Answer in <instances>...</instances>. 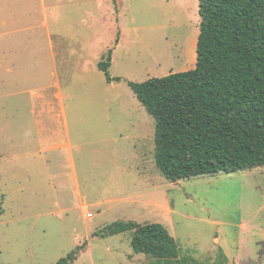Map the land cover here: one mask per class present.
Wrapping results in <instances>:
<instances>
[{"label": "rangeland", "instance_id": "374dc122", "mask_svg": "<svg viewBox=\"0 0 264 264\" xmlns=\"http://www.w3.org/2000/svg\"><path fill=\"white\" fill-rule=\"evenodd\" d=\"M42 2L0 0V264H154L133 232L102 236L119 221L164 225L193 263L264 264V167L168 181L129 86L196 68L199 0H55L54 22Z\"/></svg>", "mask_w": 264, "mask_h": 264}, {"label": "trees", "instance_id": "16d2710c", "mask_svg": "<svg viewBox=\"0 0 264 264\" xmlns=\"http://www.w3.org/2000/svg\"><path fill=\"white\" fill-rule=\"evenodd\" d=\"M199 13L196 68L129 83L156 121V166L173 183L264 167V0H199ZM112 59L109 50L99 64L108 76ZM126 232H133L134 252L154 264L194 262L181 259L162 224L119 221L102 236ZM79 253L57 264H74ZM227 260L222 253L211 264Z\"/></svg>", "mask_w": 264, "mask_h": 264}, {"label": "crops", "instance_id": "0c3cea01", "mask_svg": "<svg viewBox=\"0 0 264 264\" xmlns=\"http://www.w3.org/2000/svg\"><path fill=\"white\" fill-rule=\"evenodd\" d=\"M55 0H50V4H51V14H53V15H55V16H53L54 18H53V22L54 21H57L58 20V16H59V14L57 13V10H58V7L57 6H54L53 5V2H54ZM106 3H107V9H108V12L111 10L110 8H111V5H112V0H106ZM42 10L44 11V14H45V16H46V14H48L47 13V10H46V3H45V0H43V2H42ZM106 11V10H105ZM47 28H48V32H47V37H48V41H49V50H50V57H51V61L54 63V65H58L59 66V64H60V61H61V53H58L59 51H58V48H56L55 46H54V42H53V39L54 38H56V37H58V38H66L67 37V35L66 34H64V31L63 30H61V29H59V30H57V31H54L56 34H54L50 29V26L47 24ZM14 32H16V31H14ZM14 32H12V33H14ZM12 33H10V32H7L5 35H10V34H12ZM109 52V51H108ZM68 54L70 55V53H65L64 54V56H63V61H67V62H69V59H68ZM8 64L6 63V61L5 60H3L2 58L0 59V71H2V70H8ZM55 70H57V68H55ZM57 76V75H56ZM0 80H2L3 82H5V80H4V76H3V74L2 73H0ZM60 87V86H59ZM55 98L56 99H58L59 101H60V104H61V108H62V114L65 116V112H64V106H63V104H62V95H61V93L59 92V93H57L56 95H55ZM34 100V99H33ZM52 106H53V104L51 103V102H49L48 103V108H49V113H53V109H52ZM43 151H45V149L43 150Z\"/></svg>", "mask_w": 264, "mask_h": 264}]
</instances>
